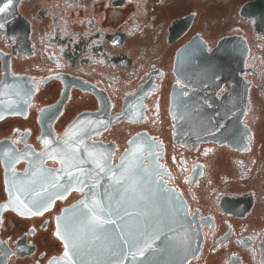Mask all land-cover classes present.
I'll use <instances>...</instances> for the list:
<instances>
[{"label":"flooded vegetation","instance_id":"1","mask_svg":"<svg viewBox=\"0 0 264 264\" xmlns=\"http://www.w3.org/2000/svg\"><path fill=\"white\" fill-rule=\"evenodd\" d=\"M0 24V264L60 256L54 217L88 190L21 216L4 150L39 154L81 117L98 155L118 165L135 139L185 199L200 235L190 264H264V0H12Z\"/></svg>","mask_w":264,"mask_h":264},{"label":"snow or ice","instance_id":"2","mask_svg":"<svg viewBox=\"0 0 264 264\" xmlns=\"http://www.w3.org/2000/svg\"><path fill=\"white\" fill-rule=\"evenodd\" d=\"M0 3V13H4L12 0ZM176 84L183 90L181 95H188V83L177 79ZM208 87L204 82L203 88ZM21 92L31 96L30 90L17 87L16 94ZM204 104L211 107L207 99ZM86 119L74 121L63 136H42L44 151L39 154L30 146L24 153L4 150L12 173L8 206L21 216H43L70 191L84 192L88 188L83 199L54 217L53 235L62 242L63 251L49 264H190L189 257L195 258L198 248L194 245L198 242L190 231L193 220L182 197L166 190L156 179V165L151 171L144 166L143 149L135 139L129 141L130 147L118 165L98 155L86 143L85 138L90 136L89 128L84 126ZM22 156L33 158L24 170V178L18 179L14 164ZM46 159H58L61 167H45ZM104 178H108L107 187L98 193L96 189ZM47 225L45 221L43 227Z\"/></svg>","mask_w":264,"mask_h":264},{"label":"water","instance_id":"3","mask_svg":"<svg viewBox=\"0 0 264 264\" xmlns=\"http://www.w3.org/2000/svg\"><path fill=\"white\" fill-rule=\"evenodd\" d=\"M236 43V38H229V39H225L222 43H221V45H219V47L216 49V53L217 54H219V52H225V51H228V52H230V51H232V50H235V47H234V44ZM190 47V46H189ZM189 47H188V50H190L189 49ZM248 55H249V49H248V46L246 45V43L244 42V54H243V65H244V67H245V65H246V61H247V58H248ZM248 96H249V91L247 90V89H245V91H244V101H245V103L248 101ZM121 162V160L119 161V163ZM143 162H144V160H143ZM118 163V164H119ZM144 166L145 167H147V168H149V170L151 171L152 170V167L149 165V164H145V162H144ZM156 172H157V175H156V179L158 180V181H160V182H162L159 178H158V169L156 168ZM24 178V172H22L21 173V179H23ZM108 178H104V179H102L101 180V186L100 187H98L97 189H96V191L98 192V193H102L103 192V188L104 187H107V183H106V180H107ZM164 185H165V188H166V190H170L173 194H176V195H179L180 196V194H178L174 189H170V188H167V186H166V184L164 183V182H162ZM88 191V190H87ZM182 197V196H181ZM84 198V197H83ZM82 198V199H83ZM182 200H183V202H184V204H185V206L189 209V219H192V217H191V215H190V207H189V205L187 204V202L185 201V199L182 197ZM76 204V203H75ZM71 207V206H70ZM69 208V207H68ZM193 220V223H192V228H191V230L190 231H192V234H194V235H196V239H197V242H199V239H200V235H199V231L195 228V221H194V219H192ZM198 233V234H197ZM181 234H183V230H181ZM177 239H179V236L177 237ZM157 243H159V241H157ZM194 247H196V248H198V243L196 244V245H194ZM198 252H199V248H198V251H196V253H195V258L197 257V255H198ZM62 255V254H61ZM60 255V256H61ZM60 256H58V257H54V258H59ZM195 258H192L191 256L189 257V260H190V262L193 260V259H195ZM53 259V258H52ZM51 259V260H52ZM170 259H173V260H175V259H177L176 257H171Z\"/></svg>","mask_w":264,"mask_h":264}]
</instances>
